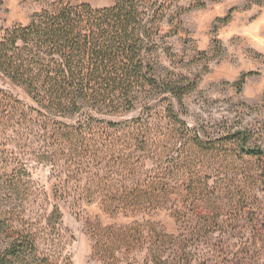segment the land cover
I'll use <instances>...</instances> for the list:
<instances>
[{
	"label": "trees",
	"instance_id": "obj_1",
	"mask_svg": "<svg viewBox=\"0 0 264 264\" xmlns=\"http://www.w3.org/2000/svg\"><path fill=\"white\" fill-rule=\"evenodd\" d=\"M180 2L114 0L110 7L94 8L58 0L33 14L26 26L0 33V77L31 104L0 89V135L10 129L25 136L27 147L39 150V162L57 171L55 200L97 203L112 215L133 218L168 210L183 180L172 182L166 172H141L152 166L155 136L172 130L188 134L198 152L208 147L176 114L197 80L162 75L155 60L157 54L171 53L163 25ZM204 7L205 0H192L189 10ZM230 19L228 15L216 23L225 26ZM253 75L243 74L235 86L241 90ZM138 108L144 116L127 120ZM152 112L161 115L158 125ZM221 141L255 159L264 177V148L249 146L248 132H229ZM13 178L11 187L17 192L22 179ZM190 181L194 207L203 185L197 175ZM173 213L187 221L178 204H173ZM49 221H61L57 203ZM145 227L136 220L126 227L99 226L95 233L102 240L94 251L115 259L117 251L141 247L147 243ZM34 228L0 205V238L7 242L0 264H55L37 257L40 244ZM164 239L151 245L153 264H166L160 249Z\"/></svg>",
	"mask_w": 264,
	"mask_h": 264
},
{
	"label": "rangeland",
	"instance_id": "obj_2",
	"mask_svg": "<svg viewBox=\"0 0 264 264\" xmlns=\"http://www.w3.org/2000/svg\"><path fill=\"white\" fill-rule=\"evenodd\" d=\"M55 1L2 0L0 33L14 25L26 26L33 14ZM63 1L107 8L114 0ZM205 2L206 7L189 10L192 0H181L163 25L171 53L157 54L155 59L162 75L197 80L196 89L185 97L183 109L176 108V114L208 146L198 152L188 134L172 130L155 136L152 166L141 172L146 175L151 171L153 176L166 172L172 182L183 180L176 186L168 210L133 218L112 215L97 203L55 200L52 189L59 182L57 171L39 162V150L27 147L25 136H16L10 129L0 135V205L19 220L35 225L40 260L55 264H153L151 245L165 237L160 240V249L168 258L166 264H264V177L260 164L228 141H221L225 134L242 130L250 134L249 146L264 148V0ZM228 15L227 25L216 23ZM251 72L255 75L239 90L235 84ZM0 89L31 105L23 92L1 77ZM144 114L138 108L126 119ZM152 115L158 125L161 115ZM18 175L22 183L16 192L10 181ZM193 175L201 178L203 185L194 207ZM56 203L61 213L58 223L49 221ZM173 204L182 209L185 223L173 215ZM134 220L147 226L145 245L117 251L115 259L94 251L96 242L102 240L95 233L99 226L126 227ZM6 243L0 238V250Z\"/></svg>",
	"mask_w": 264,
	"mask_h": 264
}]
</instances>
